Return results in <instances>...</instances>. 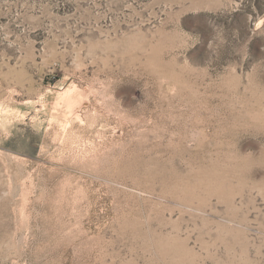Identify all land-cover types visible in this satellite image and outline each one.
<instances>
[{"label": "rangeland", "instance_id": "rangeland-1", "mask_svg": "<svg viewBox=\"0 0 264 264\" xmlns=\"http://www.w3.org/2000/svg\"><path fill=\"white\" fill-rule=\"evenodd\" d=\"M0 264H264V0H0Z\"/></svg>", "mask_w": 264, "mask_h": 264}]
</instances>
